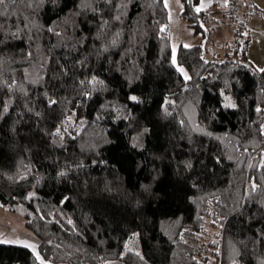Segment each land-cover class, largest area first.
Returning <instances> with one entry per match:
<instances>
[{
    "label": "trees",
    "instance_id": "1",
    "mask_svg": "<svg viewBox=\"0 0 264 264\" xmlns=\"http://www.w3.org/2000/svg\"><path fill=\"white\" fill-rule=\"evenodd\" d=\"M200 1L181 0V13L209 37ZM81 2L0 6V206L55 263L262 264L264 73L247 57L250 18L264 8H228L237 37L224 55L180 43L185 79L164 0ZM0 264L42 262L27 244L0 240Z\"/></svg>",
    "mask_w": 264,
    "mask_h": 264
},
{
    "label": "rangeland",
    "instance_id": "2",
    "mask_svg": "<svg viewBox=\"0 0 264 264\" xmlns=\"http://www.w3.org/2000/svg\"><path fill=\"white\" fill-rule=\"evenodd\" d=\"M258 3L260 6L264 7V0H253ZM169 11L168 19V28L171 32L172 41H173V54H176L178 45L184 43L186 45H192L197 43L208 44L212 53L216 51V47L211 45V39L208 36H203L202 33H196L193 27L190 25L188 20L182 15V2L179 0H168L167 5ZM251 30H252V41L248 51L247 61L251 63L254 68L258 69L259 67H264V17L254 15L251 18ZM211 56L210 54H207ZM20 214L15 211H11L4 206H0V223L3 227L9 231L8 240H17L28 244H34L37 251L40 253V256L44 257L45 261L48 264H74V263H55L50 261L39 249L36 239L29 235H23L24 233L20 230ZM15 228V229H10ZM12 233V234H11ZM21 238V239H20ZM107 264H122L119 260L108 261Z\"/></svg>",
    "mask_w": 264,
    "mask_h": 264
},
{
    "label": "snow or ice",
    "instance_id": "3",
    "mask_svg": "<svg viewBox=\"0 0 264 264\" xmlns=\"http://www.w3.org/2000/svg\"><path fill=\"white\" fill-rule=\"evenodd\" d=\"M41 2H42V0H41ZM53 2L55 3V0H53ZM107 2L110 3V0H107ZM177 2L179 3V0H177ZM4 3H5V0H0V6L4 5ZM164 3H165V6L167 7V5H168V0H164ZM224 3H225V4L228 3V0H224ZM30 6H31V5H30ZM80 7H81V8H84V9H87V8L89 7V5H88L87 3H84L83 0H82ZM194 7H195V11H196V12H200L201 9L205 7V4H204L203 0H201V2H200L199 4H197V5H195ZM93 10H94V11H101V9H99V8H94ZM101 19H102L101 27H103L104 24H107V21H106V20H103V16H101ZM115 19L118 20V19H119V16L115 17ZM49 31H50V32H53V33L56 34V35H62L61 32H58V31L56 30V28H55V27H52V26L49 27ZM245 34H246V33H245ZM97 38H98V39H103V38H104V34H103L102 32H98V33H97ZM82 39H83V38H81V40H78L77 43H80V42L82 41ZM115 43H116V39H115V38H113V39L111 40V43H110V44L101 43V44L99 45V47L97 48V55H99V50H100V49H107L108 47L115 45ZM28 55H31V52H29ZM76 63L81 64V66H83V63H86V60L83 61V62H82V61H76ZM172 63H173V65L175 66V68H176L179 72H181V73L184 75V78H185V79L190 78V77L188 76V73H187L186 69H185L180 63L177 62V56H176L175 53L172 55ZM257 70H258L259 72H261V73H264V67H259ZM25 71H26V70H25ZM62 71H67V69L64 68V69H62ZM33 82H34V83H38L39 81L36 80V81H33ZM88 82H89L90 84H92V85H95L96 83H99V84L103 85V84L105 83L103 80H100V79H99L97 76H95V75H92L91 78H90V80H89ZM5 83H7V82H5ZM13 83H15V81H14ZM84 83H85V80H84V79L79 80V84L83 85ZM8 87L11 88L12 85H8ZM262 90H264V89H262ZM45 95H48V94L45 93ZM83 95H84V96H90V95H91V92H89V91H85V92L83 93ZM227 99H228L229 101H231V96H228ZM129 100H131V101H139V100H140V97H138V96L135 95V94H131V95L129 96ZM48 103H49V104H56L57 101L55 100V98H50V99L48 100ZM231 107L235 108V107H237V104H236L235 102H231ZM4 110L7 111V105L4 106ZM257 110L259 111V106H257ZM165 112H167V108H166V107H165ZM37 115H39V113H37ZM116 118H119V117L117 116ZM66 119L70 120V119H71V116L66 117ZM180 123L183 124L184 122L181 121ZM260 130H261V131H264V124H261V125H260ZM141 131H142V132H148V131H150V129H149L148 127H142ZM55 132H56L57 134H59V133L61 132V129H60L59 127H57V128H55ZM208 134H209V135H212V133H208ZM132 143H133V145L136 146V147H141V148L143 147V144H142V143H137V137H133V138H132ZM217 159H219V157H217ZM184 164H185V166H186L187 168H191V167H192V163H191V161H185ZM261 167H264V160L261 161ZM26 174H27V173H25V175H26ZM60 174H61V175H65L66 172H64V170H61ZM142 187H144L146 190H148V189L150 188V185H142ZM259 187H260V186H259L258 184H256L255 180H252V182H251V190H252V191L249 193V196L251 197L252 193H254ZM29 195L31 196V195H34V194H29ZM64 199H67V197H65ZM262 203H264V201H262ZM69 222L71 223V221H69ZM132 235H133V236H137L138 233H135V232H134ZM6 242H13V241H6ZM17 242H18V241H17ZM49 243H51V241H49ZM28 246L32 249L33 252L36 253L37 257L41 260L42 264H48V262L45 261L44 257L40 256V253L37 251L36 246H35L34 244H29ZM125 247H127V243L125 244ZM133 251H136L137 254L140 255L141 258H143L142 253H139L137 249H133ZM234 264H235V262H234ZM262 264H264V262H262Z\"/></svg>",
    "mask_w": 264,
    "mask_h": 264
},
{
    "label": "crops",
    "instance_id": "4",
    "mask_svg": "<svg viewBox=\"0 0 264 264\" xmlns=\"http://www.w3.org/2000/svg\"><path fill=\"white\" fill-rule=\"evenodd\" d=\"M203 2L205 4L204 9H207L209 13L208 25L211 27V31H210L211 35L209 36V38L211 39L210 43L211 45L214 44L213 47H216L217 50L216 51L214 50V53H216V55L219 56L224 55L227 53L228 50H231L232 47L231 42H233L234 38L237 37L234 34L233 28L230 26V23H227L226 20L227 17L226 11L228 10L229 7L227 6V4L224 3V0H203ZM246 2L247 0H237L238 13L241 9V5L246 4ZM250 21H249V29L252 32ZM10 229H15V228H10ZM9 237H10L9 231H7L6 228L3 227L0 223V240L10 241L8 240ZM11 241H17V240H11ZM19 242L29 245L28 243L24 242V240L22 239Z\"/></svg>",
    "mask_w": 264,
    "mask_h": 264
},
{
    "label": "built area",
    "instance_id": "5",
    "mask_svg": "<svg viewBox=\"0 0 264 264\" xmlns=\"http://www.w3.org/2000/svg\"><path fill=\"white\" fill-rule=\"evenodd\" d=\"M227 6L233 10L237 7V0H228ZM236 22V21H235Z\"/></svg>",
    "mask_w": 264,
    "mask_h": 264
}]
</instances>
